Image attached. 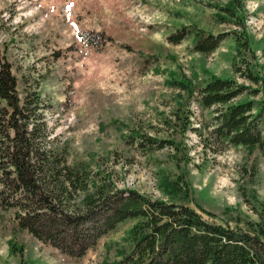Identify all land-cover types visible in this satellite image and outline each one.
<instances>
[{
	"label": "rangeland",
	"instance_id": "374dc122",
	"mask_svg": "<svg viewBox=\"0 0 264 264\" xmlns=\"http://www.w3.org/2000/svg\"><path fill=\"white\" fill-rule=\"evenodd\" d=\"M184 26L191 33L171 42ZM193 27L225 36L199 52ZM0 49L19 90L30 79L52 104L54 142L90 184L105 177L234 228L264 220V151L216 141L214 108L197 92L218 76L248 87L234 101L263 99L264 0H0ZM137 132L175 144L147 151ZM14 212L0 200V264H131L135 219L76 258L20 228Z\"/></svg>",
	"mask_w": 264,
	"mask_h": 264
},
{
	"label": "trees",
	"instance_id": "16d2710c",
	"mask_svg": "<svg viewBox=\"0 0 264 264\" xmlns=\"http://www.w3.org/2000/svg\"><path fill=\"white\" fill-rule=\"evenodd\" d=\"M226 9L235 14V1ZM193 28L194 48L199 52L216 50L225 36ZM190 33L184 26L168 38L180 43ZM237 42L244 47L250 44L238 37ZM244 76L259 81L251 70ZM247 88L235 79L214 76L198 87V100L203 107L214 108L211 134L216 141L264 151V97L234 101ZM51 106L30 79L20 91L12 64L2 62L0 200L3 209H15L20 228L79 258L121 222L135 219L133 247L126 258L131 264H264V220L250 229L234 228L208 221L189 205L118 188L105 177L90 184L88 169L70 164L55 144L47 117ZM185 123L192 124L188 114ZM134 139L147 151L175 144L140 132Z\"/></svg>",
	"mask_w": 264,
	"mask_h": 264
}]
</instances>
